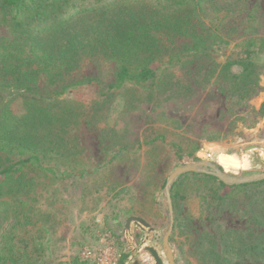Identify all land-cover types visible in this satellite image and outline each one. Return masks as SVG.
I'll use <instances>...</instances> for the list:
<instances>
[{
    "label": "rangeland",
    "instance_id": "obj_1",
    "mask_svg": "<svg viewBox=\"0 0 264 264\" xmlns=\"http://www.w3.org/2000/svg\"><path fill=\"white\" fill-rule=\"evenodd\" d=\"M217 3L221 11L215 23L225 44L206 60L208 71L180 70L177 92L135 100L128 87L106 95L116 71L111 62H89L71 75L73 80L96 77L103 95L88 85L68 89V99L83 105L91 119L72 135L80 151L51 154L48 164L58 169L55 175L29 172L37 180L28 203L34 222L29 228L42 246L41 264H77L80 246L91 240L97 221L116 232L120 259L127 256L124 264L142 260L147 245L163 252L169 225L164 187L180 165L210 161L232 175L264 172V73L262 91L233 107H227V82L219 76L220 65L240 53L245 41L264 38V0ZM5 31L0 26V34ZM175 40L178 45L182 39ZM14 107L23 111L20 101ZM219 154L233 156L238 168L223 166ZM196 174L178 176L170 189V197L174 190L176 197L169 245L179 264H264L254 255L264 230L253 222L248 203L257 188L223 189L221 200L217 181ZM10 216L0 211V229ZM129 217L143 219L149 228L126 226Z\"/></svg>",
    "mask_w": 264,
    "mask_h": 264
},
{
    "label": "trees",
    "instance_id": "obj_2",
    "mask_svg": "<svg viewBox=\"0 0 264 264\" xmlns=\"http://www.w3.org/2000/svg\"><path fill=\"white\" fill-rule=\"evenodd\" d=\"M220 11L217 0H0V26L6 30L0 34V211L11 215L0 229V264L43 263L42 246L29 228L34 222L28 203L37 187L29 172L55 175L51 154L80 151L72 135L91 119L83 105L68 99V89L88 85L103 95L96 77L71 75L89 62H111L116 71L106 95L128 87L135 100L177 92L180 70L208 71L206 60L223 48L215 23ZM263 73L264 38L245 41L219 68L228 86L227 107L262 91ZM19 101L22 112L14 107ZM260 112L264 115V102ZM204 175L217 181L221 200L223 189L255 186L249 210L264 230V180L228 186ZM254 255L264 261V232Z\"/></svg>",
    "mask_w": 264,
    "mask_h": 264
},
{
    "label": "water",
    "instance_id": "obj_3",
    "mask_svg": "<svg viewBox=\"0 0 264 264\" xmlns=\"http://www.w3.org/2000/svg\"><path fill=\"white\" fill-rule=\"evenodd\" d=\"M254 148L255 146L248 147V149H254ZM261 157L264 162V151H262ZM185 173H203V174L211 175L216 177L219 181H221L223 184L228 186L248 184V183L264 180V172L245 174V175H232L226 172L225 170L220 169L216 164L210 161L186 163L174 168L173 171L169 174L164 187L168 213H169V225L166 233L163 235L162 238V248L170 264H174L172 248L169 245V237L173 229V205L170 197V189L174 180L178 176ZM130 222H135L136 224L140 225L143 228H149V224L143 219L138 217H129L126 220L125 225L128 226ZM144 249H146L149 255L153 258L155 262L154 264H163L162 260L158 256V252L153 246L147 245L145 246Z\"/></svg>",
    "mask_w": 264,
    "mask_h": 264
},
{
    "label": "built area",
    "instance_id": "obj_4",
    "mask_svg": "<svg viewBox=\"0 0 264 264\" xmlns=\"http://www.w3.org/2000/svg\"><path fill=\"white\" fill-rule=\"evenodd\" d=\"M91 240L83 244L77 257L82 263L118 264L120 252L116 232L110 227L105 228L94 222Z\"/></svg>",
    "mask_w": 264,
    "mask_h": 264
},
{
    "label": "flooded vegetation",
    "instance_id": "obj_5",
    "mask_svg": "<svg viewBox=\"0 0 264 264\" xmlns=\"http://www.w3.org/2000/svg\"><path fill=\"white\" fill-rule=\"evenodd\" d=\"M149 233H152V230H149ZM155 239H157V236H154V240ZM161 244H162V240H161ZM155 249H157V248L155 247ZM136 251H139V250H136ZM156 251L158 252V250H156ZM132 252H133V250H132ZM144 252L147 254L146 259H144L143 262H142V260H140V259L135 257V259L132 260V264H154L155 262H154L153 258L149 255L148 251L146 249H144ZM172 255H173L174 264H179L177 256H176V253H175L174 250H172ZM158 256L162 260L163 264H170L165 252H162V251H161V253L158 252Z\"/></svg>",
    "mask_w": 264,
    "mask_h": 264
},
{
    "label": "bare ground",
    "instance_id": "obj_6",
    "mask_svg": "<svg viewBox=\"0 0 264 264\" xmlns=\"http://www.w3.org/2000/svg\"><path fill=\"white\" fill-rule=\"evenodd\" d=\"M218 159H219V162L225 167H236L240 164L237 161V159H235L233 156H230V155L219 154Z\"/></svg>",
    "mask_w": 264,
    "mask_h": 264
},
{
    "label": "crops",
    "instance_id": "obj_7",
    "mask_svg": "<svg viewBox=\"0 0 264 264\" xmlns=\"http://www.w3.org/2000/svg\"><path fill=\"white\" fill-rule=\"evenodd\" d=\"M263 79H264V78H263ZM260 101H261L260 103H263V102H264V92H262V96L260 97ZM81 246H82V245H81ZM81 246H80V247H81ZM151 246H152V245H151ZM153 247H154V246H153ZM144 248H145V246H144ZM154 248H155V247H154ZM139 250H141V249H139ZM141 257H143L142 260H144V259H146L147 254L145 253L144 256H141ZM140 259H141V258H140ZM75 261H76L77 264H91V263H82V262H80V261L78 260V257L75 258Z\"/></svg>",
    "mask_w": 264,
    "mask_h": 264
}]
</instances>
